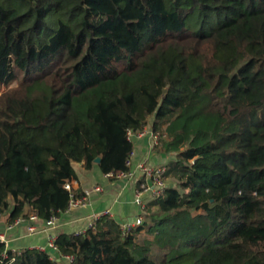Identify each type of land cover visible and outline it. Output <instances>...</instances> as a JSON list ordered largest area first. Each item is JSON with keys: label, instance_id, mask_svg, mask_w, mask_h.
Segmentation results:
<instances>
[{"label": "trees", "instance_id": "1", "mask_svg": "<svg viewBox=\"0 0 264 264\" xmlns=\"http://www.w3.org/2000/svg\"><path fill=\"white\" fill-rule=\"evenodd\" d=\"M150 117L177 184L141 225L60 234V260L0 242L3 262L264 264V0H0V216L59 215L75 165L126 169Z\"/></svg>", "mask_w": 264, "mask_h": 264}, {"label": "crops", "instance_id": "2", "mask_svg": "<svg viewBox=\"0 0 264 264\" xmlns=\"http://www.w3.org/2000/svg\"><path fill=\"white\" fill-rule=\"evenodd\" d=\"M150 120V121H149ZM153 117L148 119L145 126L147 131L152 129ZM165 141V140H164ZM164 141L154 146L148 133L142 137H136L133 140L132 170L134 175L130 178H113L103 173L98 164L92 169H86L84 163L75 165L77 177L71 180L76 197L87 195V204L85 206H73L60 212L56 224L51 229H45L44 220H28L23 224L8 230V224L11 222L10 212L12 205L0 216V234L6 241V248L13 252H19L25 248H37L46 245L51 233L57 237L60 234H75L85 231L92 214L108 211V216L114 218L119 224L132 222L141 213V207L135 202V192L141 182H148L142 170L137 167L139 162H147L151 166H166L177 156L175 151H167ZM169 185H175L177 181L173 177H168ZM101 187L96 191L95 187ZM153 200L150 193L144 195L146 207ZM33 212L31 206L25 208V216ZM29 225H35L37 230L31 232ZM15 250V251H14ZM55 259L60 260L58 251L50 250Z\"/></svg>", "mask_w": 264, "mask_h": 264}, {"label": "built area", "instance_id": "3", "mask_svg": "<svg viewBox=\"0 0 264 264\" xmlns=\"http://www.w3.org/2000/svg\"><path fill=\"white\" fill-rule=\"evenodd\" d=\"M148 133L149 137L151 138L152 144L154 146L159 145L162 141L168 140V133L164 129H159L157 131H154L151 129L150 131H147L145 127L142 130L138 131H133L129 129L127 131V136L130 141L133 142V140L136 137H142ZM132 156H133V151L129 155V157L126 160V169L120 170L118 172H110L107 173L108 176L113 177V178H130L134 175V171L132 170ZM137 167L143 171L145 176L148 178V182H141L139 186L136 189L135 192V202L141 207L142 211L138 215L137 218L134 219L132 222H124L120 224L121 226V235L123 237L128 236L129 234L132 233L134 228L138 225H141L144 221V210L146 208V204L144 202V195L146 193H150L154 198H158L162 196L165 192V189L168 187V176H167V167L160 165V166H151L147 162H139L137 164ZM65 188L70 191L71 193V198L69 202L68 208H71L73 206H85L87 204V195L89 194L88 192L86 193L85 196L82 197H76V194L74 192L73 186L71 184V181H67L65 184ZM96 191H100L101 187L96 186L95 187ZM108 211L100 212V213H95L92 214L89 218V222L87 225V228L85 231L81 232H76V235L84 234L88 230L96 231L98 228V223L99 221L106 215H108ZM58 219V215H52L48 219H43L44 224H45V229H51L52 227L55 226L56 221ZM31 220V221H37L40 220L39 215L36 212H32L29 214V216H20L16 220L11 221L8 224V230L9 229H14L15 227L19 226L20 224L25 223L26 221ZM28 230L31 232H34L37 230V227L35 225H29ZM57 236L54 235L53 233L50 234L48 242L46 245H41L38 246L37 248L43 251H58V246H57ZM0 240L1 242L6 241L4 236L0 234ZM5 243V242H4ZM7 249V248H6ZM9 250V249H7ZM15 251V250H14ZM15 253V252H14ZM8 258V254L6 251L3 252L2 254V259L0 258V264H5L3 262V259ZM51 258L55 259L54 256L51 255ZM62 258L69 262H73L74 256L73 255H63Z\"/></svg>", "mask_w": 264, "mask_h": 264}, {"label": "rangeland", "instance_id": "4", "mask_svg": "<svg viewBox=\"0 0 264 264\" xmlns=\"http://www.w3.org/2000/svg\"><path fill=\"white\" fill-rule=\"evenodd\" d=\"M12 85H16V82H14ZM166 126L167 125H164L162 129H164L168 133V140H170L169 132L166 130ZM168 186H170L169 183H168ZM10 199L12 200V196H10ZM144 220H145V218H144ZM149 222H150V224H153L152 221H149ZM156 233H158V231H156ZM153 239H154V233L147 232V231H142L140 234H138L136 236L135 241H136L137 244L142 246V245L145 244L146 241H148V240L152 241ZM164 253L165 252L163 250H161L156 244L151 245L150 254L153 255L156 259L160 260L161 257L164 255Z\"/></svg>", "mask_w": 264, "mask_h": 264}, {"label": "water", "instance_id": "5", "mask_svg": "<svg viewBox=\"0 0 264 264\" xmlns=\"http://www.w3.org/2000/svg\"><path fill=\"white\" fill-rule=\"evenodd\" d=\"M100 161H101L100 158H97V159H96V162H97V163H99ZM0 242H1V240H0Z\"/></svg>", "mask_w": 264, "mask_h": 264}]
</instances>
